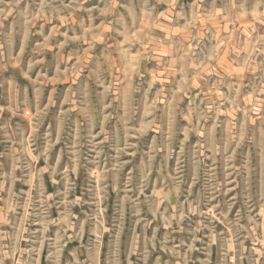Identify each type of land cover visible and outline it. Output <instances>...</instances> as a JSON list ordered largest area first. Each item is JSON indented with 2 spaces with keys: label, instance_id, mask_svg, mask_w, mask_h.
I'll use <instances>...</instances> for the list:
<instances>
[{
  "label": "rangeland",
  "instance_id": "374dc122",
  "mask_svg": "<svg viewBox=\"0 0 264 264\" xmlns=\"http://www.w3.org/2000/svg\"><path fill=\"white\" fill-rule=\"evenodd\" d=\"M221 3L0 0V254L264 264V0Z\"/></svg>",
  "mask_w": 264,
  "mask_h": 264
},
{
  "label": "crops",
  "instance_id": "0c3cea01",
  "mask_svg": "<svg viewBox=\"0 0 264 264\" xmlns=\"http://www.w3.org/2000/svg\"><path fill=\"white\" fill-rule=\"evenodd\" d=\"M216 1H218V0H216ZM221 1H222L221 4L224 7H221V8L216 7V8H211V9H207V10L205 9L207 11V13L210 15H222V16L233 14L235 7L234 8L227 7L230 5L229 0H227L228 1L227 4H224L223 0H221ZM230 9H232V11ZM207 28H210L211 30L213 29V27H211V25H210V27L207 26ZM1 252H2V254H0V255H2L4 257L7 256L9 258H8V260L6 258H0V264H16L15 263V255H16L15 251H13V250H11V251L1 250Z\"/></svg>",
  "mask_w": 264,
  "mask_h": 264
}]
</instances>
